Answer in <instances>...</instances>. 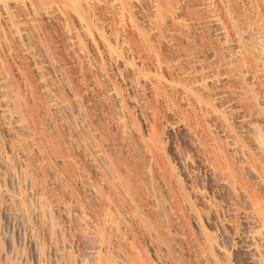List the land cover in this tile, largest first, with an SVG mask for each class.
Segmentation results:
<instances>
[{"label":"bare ground","instance_id":"6f19581e","mask_svg":"<svg viewBox=\"0 0 264 264\" xmlns=\"http://www.w3.org/2000/svg\"><path fill=\"white\" fill-rule=\"evenodd\" d=\"M0 264H264V0H0Z\"/></svg>","mask_w":264,"mask_h":264}]
</instances>
